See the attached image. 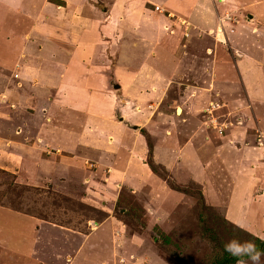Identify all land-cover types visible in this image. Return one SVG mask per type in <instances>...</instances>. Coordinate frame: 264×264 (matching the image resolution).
<instances>
[{
    "label": "crops",
    "instance_id": "obj_1",
    "mask_svg": "<svg viewBox=\"0 0 264 264\" xmlns=\"http://www.w3.org/2000/svg\"><path fill=\"white\" fill-rule=\"evenodd\" d=\"M18 1L21 6L16 10L9 6L8 1L0 0V24L8 29L4 37H0V55L3 54L0 57V94L8 97L5 102L9 100L11 103L7 106L0 102V118L8 124L7 133L15 136L12 142L4 141V145L7 142L8 147L11 146L8 158L18 169L6 168L19 174L24 167L26 181L32 185L39 177L59 184L68 181V184H73L72 188L76 183L82 187L83 183L86 189L83 195L77 197L72 194L69 197L95 209L99 198L111 197L108 188H115V180H122L125 185L133 187L128 172L130 165L131 172H135L137 177L150 180L144 163L147 144L139 130L146 127L151 117L149 106L154 104L150 97L156 93L164 95L170 85L184 86L180 97L187 102L212 100L216 98H213V86L232 82L243 86L247 93L245 102L264 101V0ZM152 2L159 3L156 4L158 10L152 9ZM24 7L29 8L28 13L22 10ZM14 30L16 37H5ZM18 40L21 44L15 45L13 41ZM179 52L184 56L174 59L173 56ZM188 54L191 58L185 57ZM105 59V64H101ZM184 59L189 63H184ZM9 69L11 75L7 79L5 71ZM256 83H260L258 86L262 85L263 89L260 96L253 97L255 92L251 93V90ZM68 86L72 87L73 93H69ZM221 90L224 94L225 89ZM119 96L123 98L116 101ZM25 98L28 102L20 105ZM153 101L160 100L156 96ZM138 105H141L140 110L135 109ZM26 109L34 111L32 119H27ZM119 109L122 110L121 115H116ZM118 115L135 128L119 125V119H113ZM253 115L256 117L258 113ZM87 118L89 123L84 121ZM9 122L21 127L11 128ZM29 124L34 128L33 138L28 130ZM146 128L150 136L156 137L154 129ZM14 131L15 134L12 133ZM238 131L240 134L235 135L241 139L243 133ZM46 134L54 136L50 147L60 148L59 153H52V156L42 151L31 153V150L43 149L48 144ZM129 136L133 138L129 144L120 141L124 138L130 140ZM175 143L165 131L154 148L157 147L158 152L179 151ZM82 147L89 148L92 152L89 158L96 156L95 160L82 157ZM186 148L188 146L181 147L179 162L172 155H160L156 159L166 167H171L172 159L174 165L187 164L188 175H191L192 168L198 175L197 163L208 156L210 146L201 157L196 149L190 152ZM190 154L194 155L187 157ZM87 158L90 165L97 166L99 172L95 173L99 179H94V173L89 171L83 174L89 170L85 162ZM78 172L88 178L82 182ZM209 173L211 175V171ZM100 179L104 181V191L94 182ZM240 188L241 191H235L232 200L227 201L226 207L223 206L225 217L263 240L264 171L250 168V173L247 171L241 180ZM255 188L260 190L257 194ZM250 201L253 202L249 212L252 215L248 221L243 207ZM5 213L0 212L2 264L6 258L15 259L14 264L15 261L22 264H61L60 256L66 264H73L91 236L102 228L107 229L108 235L115 230L118 236L111 238V249L115 250L112 263L102 260L100 264L128 263L129 255L135 252L133 247L138 245L135 235L122 236L118 226L107 218L102 223L95 222L94 227L88 224L89 220L82 224L79 218V229L74 230L75 216H69L68 225L51 226L44 235V229L48 227L44 220L25 216L23 221L28 222V226L25 225L27 231L14 229L5 233L7 229L2 223ZM80 225L86 226V230L80 231ZM137 240L139 242V236ZM7 241L15 242L19 248L10 246ZM41 252L49 254L43 253L46 256L38 257ZM48 258L54 262H46Z\"/></svg>",
    "mask_w": 264,
    "mask_h": 264
},
{
    "label": "rangeland",
    "instance_id": "obj_2",
    "mask_svg": "<svg viewBox=\"0 0 264 264\" xmlns=\"http://www.w3.org/2000/svg\"><path fill=\"white\" fill-rule=\"evenodd\" d=\"M5 1H8L9 6L16 10L21 6L18 0ZM152 3V9L158 10L156 4L159 3ZM22 10L28 13L29 8L24 7ZM12 19L14 20V18ZM5 30L8 29L0 24V37H4ZM7 34L5 37L11 39L15 35V30ZM1 42L0 46L2 45ZM13 43L20 45L21 41H13ZM140 53L137 52V54ZM179 56L183 57L184 55L179 52V55H174L173 58L176 59ZM185 57L191 58L190 54ZM135 59L137 60V55ZM106 61L105 59L100 63L104 65ZM183 62L189 63L187 59H184ZM229 71L232 70L229 69ZM10 72V69L5 71V78L10 79ZM259 84L256 83L252 86L251 93L255 92L252 95L253 97L260 96V92H262V85L258 86ZM216 85L218 88L215 86L212 88L213 98H216L212 100L184 101V98L180 97L183 95L182 89L184 86L177 87L176 85H170L168 90L166 88L164 95H162L163 93L161 95L156 93L150 97V102L154 105L149 106V111L152 112H150L151 117L146 127L154 129L156 137L150 136L146 131V127L139 130L147 144L144 163L149 171L150 180H141L142 177H137L135 172H131L130 165V171L128 172H130V183L133 187L125 185L122 180H115L113 185L115 188H111L112 190L108 188L112 198H104V196L99 198L97 206H94L95 209L79 204L71 199V196L69 197L72 194L77 197L81 195L86 190L83 188V183L82 187H78L76 183L72 188L73 184H68V181L59 184L55 180L48 182L41 180L42 178L39 179V177L32 182L34 183L32 185L29 180L26 181L27 171L24 167L20 169L19 174L15 173L16 170L12 169H18V167H15L8 158L12 148L11 146L8 147L7 142V145H4V141H11L15 136L7 133L8 124L2 122L3 118H0V212H6L4 219H2V223L7 229L5 233H8V230L14 231V229L27 231L25 225L28 226V222L23 221L26 218L25 216H34L44 220V223H46L44 225L48 226L44 229V235L48 233L51 226L63 227L64 224L65 226L68 225L69 216H75L72 223L74 230L79 229V220L82 221V224L89 220L88 224L94 227L95 222L102 223L101 221L107 218L118 226V231L122 233V236L132 237L135 235L138 245L133 247L135 249L133 254L128 252V255L130 254L129 261L125 264H182V261L184 264H211L224 251V244L231 237L237 236L241 239L253 241L249 237L248 230L240 228L226 219L225 207L227 201L232 200L235 191H241V188L239 189L241 180L246 177L247 171L250 173V168H253V170L260 168L264 171V101H253L254 105L249 104L248 100V102H245L247 93L244 92L241 84L232 82L229 84L217 83ZM221 89H225L224 94H222ZM68 90L69 93H73L72 87L68 86ZM156 96L160 101H153ZM7 98L2 97L0 94V102H4L8 106L11 103L9 100L4 101ZM120 98L123 97L119 96L116 101ZM25 99L20 105L22 103L26 104V101L28 102ZM174 99L176 101H173ZM241 100L244 101V104L241 103ZM140 106L138 105L135 109L140 110ZM177 109H180L179 114ZM24 111L27 119L33 118V110L26 109ZM121 111L119 109L116 115ZM256 113H258V116L255 117L253 114ZM120 115L118 117L113 116L114 121L118 118L119 125H128L126 121L120 119ZM237 120L240 124L237 123ZM84 121L89 123L88 118ZM9 125L11 128L14 126L21 127L20 124L13 122H9ZM29 125L28 130L32 133L33 138L34 128L31 127L32 124ZM87 125L89 124L85 126ZM128 126L130 129L135 128ZM238 130L243 133L241 139H238L235 135V133L240 134ZM165 131L172 140L176 141L175 144L178 145L179 151L161 152L159 150L158 152L157 147L154 148L155 143L160 139L161 133H165ZM12 133L15 134V131ZM128 135L131 136V134ZM130 136V140L124 138L120 141L129 144L133 139ZM53 137L46 134L48 144L43 149L31 150V153L39 154V151H42L43 154L48 156H52V153H59L60 148L50 147ZM166 140L168 141V139ZM182 146H188L186 149L190 152L196 149L200 157L203 152L207 151L206 147L210 146V150L207 152L208 156L206 158L202 157V161L197 163V169L200 171L198 175L193 168L190 169L192 170L191 175H188L186 169L189 167L187 164H182V166L178 164L177 166L174 165L172 159L171 167H166L160 165L161 162L156 159L160 155H172V158L173 156L176 157L179 162ZM149 148H151V152ZM186 149L184 152L187 151ZM244 150L247 151L243 153ZM173 152H177L176 155ZM235 152L241 156L233 154ZM91 153L89 148L82 147V157L87 156L89 158ZM185 156L186 154H184ZM95 157L90 158L95 160ZM88 158L85 162L88 164L89 170H86L83 174H88V171L94 173V179L97 180L99 179V176L95 173L99 172L97 166L90 165L87 162ZM6 162L9 164L6 165ZM143 172H140L141 175H143ZM78 175L82 178V182L88 178V176H83L79 172ZM137 178H139V181H137ZM96 180L94 182L97 183V187L104 191V181L100 179L96 182ZM138 182H142L143 185ZM87 183L89 184V182ZM89 186L91 187V184ZM256 188L257 194L260 190L258 191ZM102 200H104V203H102ZM223 201L224 203H222ZM252 203L250 201L248 206L243 207L246 214H248L245 215V220L247 217L248 221L249 216L252 215L249 214ZM21 215L22 217L19 219ZM80 228L82 229L80 231H85L87 227L84 228L80 225ZM87 231H90V229L88 228ZM110 235L107 234V229L102 228L97 234L91 236L73 264H100L102 260H108V263H112V252L115 253V250L112 251L111 249V238L112 236L117 237L118 233L112 230ZM250 235L252 234L250 233ZM138 236L140 238L139 242L137 240ZM122 241H125V239L123 238ZM7 242L10 246L19 248V245L14 244L15 242ZM43 253L49 254L41 252L38 257L43 256ZM14 260L13 258H6L3 264H14ZM45 261L54 262L50 258ZM60 261L61 264L65 263L62 256H60ZM120 262L124 261L120 260ZM15 264L22 263L15 261ZM249 264H251L250 261ZM262 264H264V258H262Z\"/></svg>",
    "mask_w": 264,
    "mask_h": 264
},
{
    "label": "clouds",
    "instance_id": "obj_3",
    "mask_svg": "<svg viewBox=\"0 0 264 264\" xmlns=\"http://www.w3.org/2000/svg\"><path fill=\"white\" fill-rule=\"evenodd\" d=\"M224 251L235 259V264H249V261L251 264H262L264 258V251L260 250L253 241L237 236L226 241Z\"/></svg>",
    "mask_w": 264,
    "mask_h": 264
},
{
    "label": "trees",
    "instance_id": "obj_4",
    "mask_svg": "<svg viewBox=\"0 0 264 264\" xmlns=\"http://www.w3.org/2000/svg\"><path fill=\"white\" fill-rule=\"evenodd\" d=\"M149 147V145H148ZM151 152V148H149ZM249 237L253 239L254 243L257 245V247L264 251V240H260L259 238H255L252 235L249 234ZM245 259H247L245 257ZM182 264L184 262L182 261ZM211 264H235V259L230 256L227 252H222L220 256L216 257Z\"/></svg>",
    "mask_w": 264,
    "mask_h": 264
},
{
    "label": "bare ground",
    "instance_id": "obj_5",
    "mask_svg": "<svg viewBox=\"0 0 264 264\" xmlns=\"http://www.w3.org/2000/svg\"><path fill=\"white\" fill-rule=\"evenodd\" d=\"M177 112H178V114H179L180 110H179V109H177Z\"/></svg>",
    "mask_w": 264,
    "mask_h": 264
},
{
    "label": "built area",
    "instance_id": "obj_6",
    "mask_svg": "<svg viewBox=\"0 0 264 264\" xmlns=\"http://www.w3.org/2000/svg\"><path fill=\"white\" fill-rule=\"evenodd\" d=\"M237 123L240 124L239 120H237Z\"/></svg>",
    "mask_w": 264,
    "mask_h": 264
}]
</instances>
